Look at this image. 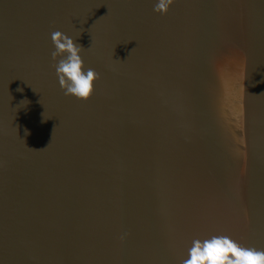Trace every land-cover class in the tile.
Listing matches in <instances>:
<instances>
[{
  "label": "water",
  "instance_id": "95a60500",
  "mask_svg": "<svg viewBox=\"0 0 264 264\" xmlns=\"http://www.w3.org/2000/svg\"><path fill=\"white\" fill-rule=\"evenodd\" d=\"M156 3L0 0V264L264 250V0ZM54 31L100 74L87 101Z\"/></svg>",
  "mask_w": 264,
  "mask_h": 264
},
{
  "label": "clouds",
  "instance_id": "9594fccd",
  "mask_svg": "<svg viewBox=\"0 0 264 264\" xmlns=\"http://www.w3.org/2000/svg\"><path fill=\"white\" fill-rule=\"evenodd\" d=\"M173 3L174 0H158L153 10L167 14ZM51 39L55 48L51 56L56 61L53 66L61 89L66 96L87 101L94 92V83L100 74L93 68L85 71L81 56L85 48L60 31L52 32ZM22 102L28 103L27 100ZM25 134H28L27 130ZM182 264H264V250L242 247L227 236H214L210 240L193 241L188 259Z\"/></svg>",
  "mask_w": 264,
  "mask_h": 264
},
{
  "label": "bare ground",
  "instance_id": "6f19581e",
  "mask_svg": "<svg viewBox=\"0 0 264 264\" xmlns=\"http://www.w3.org/2000/svg\"><path fill=\"white\" fill-rule=\"evenodd\" d=\"M222 76H225V75H222ZM221 77V76H220ZM227 77H224V79H226ZM242 147H243V145H242Z\"/></svg>",
  "mask_w": 264,
  "mask_h": 264
}]
</instances>
